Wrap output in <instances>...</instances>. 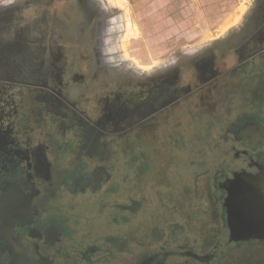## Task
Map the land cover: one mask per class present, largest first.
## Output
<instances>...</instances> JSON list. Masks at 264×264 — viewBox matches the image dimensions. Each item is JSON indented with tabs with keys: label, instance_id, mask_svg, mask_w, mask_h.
Listing matches in <instances>:
<instances>
[{
	"label": "rangeland",
	"instance_id": "rangeland-1",
	"mask_svg": "<svg viewBox=\"0 0 264 264\" xmlns=\"http://www.w3.org/2000/svg\"><path fill=\"white\" fill-rule=\"evenodd\" d=\"M100 5L115 16L105 23L97 46L104 59L93 65L100 74L96 98L102 84L109 85L111 98L139 82L146 85L151 73H160L179 56L190 65L187 83L194 84L195 55L214 58L216 68L219 64L224 70L236 50L264 29V0L90 3L92 8ZM232 18L238 20L227 26ZM78 69L89 73L88 66L78 64ZM234 73L220 92L195 95L187 111L174 113L172 120L170 115L158 119L157 125L143 122L136 134L121 135L115 128L107 135L90 126L62 130L54 102L30 98V109L38 110L30 131L52 142L47 155L45 146L33 148L43 150L50 169L54 153L63 156L52 172L38 171L40 160L29 168L39 174L43 218L60 223L63 239L56 245V264H264V240L228 244L218 205L217 177L237 164L236 154L264 162V55ZM246 110L251 113L245 116ZM14 134L7 130L0 136ZM33 148L0 145V160L6 154L16 157L1 161L0 180L5 174L17 180L18 157L29 149L38 152ZM101 167L105 180L96 172Z\"/></svg>",
	"mask_w": 264,
	"mask_h": 264
},
{
	"label": "flooded vegetation",
	"instance_id": "flooded-vegetation-1",
	"mask_svg": "<svg viewBox=\"0 0 264 264\" xmlns=\"http://www.w3.org/2000/svg\"><path fill=\"white\" fill-rule=\"evenodd\" d=\"M91 2L96 0H19L13 7L0 10V48H10L17 44L23 33L36 24H40L39 36L42 42L38 63L32 68L31 74L19 77L23 81H16L15 76L13 80L11 75L1 74L5 67L0 68V135L3 131H15V136H0V145L32 148L35 145L45 146L46 155L51 152V145L46 144L51 142L36 137L30 131L35 130L31 123L38 113L37 109H30V98L44 96L53 101L58 109L56 113L61 114L59 122L62 124L59 128L62 130L90 126L92 130L100 129L107 135L115 128L121 135L135 133L143 122L153 120L157 125L160 123L158 119H167L169 115V120L174 119V113L179 114L185 112L184 108H189L190 100L195 95L201 97L203 92H220L222 87H226L224 83L232 81L238 67L254 65L255 58L264 55L262 29L257 34L253 33L251 39L236 50L232 62L223 64L224 70L219 69V64L216 68L214 58L195 55L191 63L196 71L192 80L194 84L187 83L190 65H183L184 58L179 56L160 73L150 75V81L146 85H140L139 82L133 89L120 91L111 98L109 85L102 84L100 97L96 98L93 90L97 87L95 85L100 80V74L99 67L95 71L93 65L104 59H100L101 51L97 46L105 23L115 16V11L104 5L92 8ZM94 37H97L95 44ZM78 64L88 66L89 73L79 72ZM72 67L73 74L70 72ZM168 68L169 72L166 71ZM54 81L59 85H52L51 82ZM89 103L93 106L92 115L82 108L89 107ZM250 113L248 110L244 111L245 116ZM34 150L38 152L29 149V154L21 155L20 160L18 157L21 164H16L20 167L17 180L10 179L7 174L5 177L2 175L0 180V264H14L18 259L23 264H56V254L59 251L55 247L63 239L60 223L43 218L45 211L37 198L40 191L36 178L39 174L34 169L30 172L29 168L32 162L40 160L37 170L52 172L54 163L60 165L62 155L61 152L54 153V163L50 169L44 163L43 150L40 147ZM11 155H3L0 163L6 160L9 163ZM242 157L236 154V160L233 161L237 166L223 170L216 183L219 191L218 205H221L224 213L226 236L230 245L238 240L231 237L226 205H264V202L235 201V195L234 201L228 202L231 196L227 187L244 179L245 175L258 176L261 174L260 166L264 165V162L252 155L245 154ZM11 160L16 161V157ZM96 172H99L101 180H105L102 167ZM249 240H264V237H251ZM53 249L52 256L50 251ZM142 264L150 262L146 260Z\"/></svg>",
	"mask_w": 264,
	"mask_h": 264
},
{
	"label": "water",
	"instance_id": "water-1",
	"mask_svg": "<svg viewBox=\"0 0 264 264\" xmlns=\"http://www.w3.org/2000/svg\"><path fill=\"white\" fill-rule=\"evenodd\" d=\"M261 174L246 176L227 187L228 202H264V165ZM231 237L240 240L251 237H264V205H226Z\"/></svg>",
	"mask_w": 264,
	"mask_h": 264
},
{
	"label": "crops",
	"instance_id": "crops-1",
	"mask_svg": "<svg viewBox=\"0 0 264 264\" xmlns=\"http://www.w3.org/2000/svg\"><path fill=\"white\" fill-rule=\"evenodd\" d=\"M17 1L19 0H0V10L9 9L10 7H13L17 3ZM233 22H234L233 20H228L226 25L228 26ZM39 26L40 24H36L34 25L33 28H30L26 32H24L22 37L19 39L18 43L14 44L10 48L9 46L6 47L5 49L3 47L0 48L1 49L0 68L5 67L4 70L0 69L1 74L5 73L6 76L11 75L12 79L15 76V79H17L16 81H21V80L23 81L24 79L23 78L19 79V77L25 76L26 73H28V75L32 73L31 71L32 68H34L35 65H37L36 63H38L37 60H39V51L41 50V44H42L41 37L39 36L40 34ZM153 74L154 73H151V75ZM88 105L89 107L85 106L84 108L82 106V108L87 114L92 115L93 106L92 104L90 106V103ZM74 128L77 129L76 126ZM46 144L52 145V142ZM62 157H61V162H62ZM53 250L50 251L52 256L54 254ZM42 254L44 255L45 253L43 252ZM51 254L48 253V256H51ZM14 264H23V263L18 259L15 260ZM37 264H46V263L41 262Z\"/></svg>",
	"mask_w": 264,
	"mask_h": 264
},
{
	"label": "bare ground",
	"instance_id": "bare-ground-1",
	"mask_svg": "<svg viewBox=\"0 0 264 264\" xmlns=\"http://www.w3.org/2000/svg\"><path fill=\"white\" fill-rule=\"evenodd\" d=\"M237 17V16H236ZM236 19V18H235ZM231 20H233L234 21V19H231ZM236 20H238V18L236 19ZM236 20L234 21V22H236ZM136 32L138 33V31L136 30ZM136 32H134V35H135V33ZM128 35V34H127ZM129 39V38H128Z\"/></svg>",
	"mask_w": 264,
	"mask_h": 264
}]
</instances>
